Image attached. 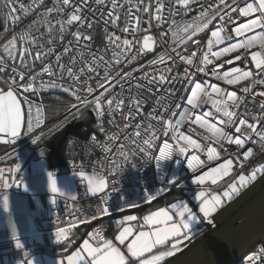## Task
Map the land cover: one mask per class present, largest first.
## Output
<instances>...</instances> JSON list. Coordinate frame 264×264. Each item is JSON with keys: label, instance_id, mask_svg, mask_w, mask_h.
<instances>
[{"label": "built area", "instance_id": "obj_1", "mask_svg": "<svg viewBox=\"0 0 264 264\" xmlns=\"http://www.w3.org/2000/svg\"><path fill=\"white\" fill-rule=\"evenodd\" d=\"M9 7L10 13L8 15V21L5 20L4 29L0 32V68L3 72H0V88L8 89V84L5 81H11L13 78L17 81V88L14 89V93L17 95L20 104L23 107V130L22 134L18 137L11 138L5 145L3 150H0V169H3V179H0V198L9 191L15 190L16 184L26 179L22 173L23 166L34 156L35 146L41 137H49L50 124L55 121L50 118L52 115L49 113L47 106L44 105L43 101L48 95H57L67 100V106L60 115L64 117L57 130L60 129L63 123L70 122L74 118L81 115L83 112L90 110L94 116V124L100 136L95 133H91L86 140H82L81 147L78 146L76 149L71 147L75 141L70 142V150L65 151V162L61 167L51 169L55 174L65 173L74 170L90 171L98 175H103L107 187L102 194L90 196L85 193L83 189H80L76 200L69 203L67 211L60 210L57 205L49 208L46 222L51 227H62L68 225L73 221L74 217L76 221H87L92 220L95 216V212L104 207H108L109 210H115L122 206L135 205L140 202L147 200L148 195L154 197H160L170 189H185L198 187L199 184H193L192 181L195 176L202 175L203 172L208 171L210 168L216 167L218 164L223 163L225 159L234 158L237 152H240V160H243V151L248 148H252L253 152L247 160H243V165L252 158L257 152L264 148V143L260 142L259 138L253 135L250 140L246 142L244 149H238L237 146L228 144L226 141L217 144L215 139L212 138L211 133L206 128H201L199 124H193L191 120L195 119L196 115L203 116L204 111H212L214 115L212 117H204L208 123H214L217 127H222L218 123V119L223 118L222 114L215 113V109L211 107V102L202 105L200 108L194 109L193 116L190 120L185 121L180 125V131L184 135L191 137L200 143L205 151L196 153L200 156L201 160L206 163L203 167L198 168L195 173L187 167V157L193 154V149H189L186 153L180 154L178 151H173L172 156L159 163L156 162L155 156L159 155V149L164 143H169L176 148V141L172 139V133L169 131L168 135L165 136L163 131H159L163 127L161 123L149 118V114L153 108L156 107L157 96L163 94V89L167 87H173L177 89L175 97L166 99L165 103H169L171 108H175V102L181 103V108L176 109V115L172 118L171 123H175L180 118V113L185 107L191 109L190 105L186 104L187 95L191 94V87H181L178 82L174 85H163L159 83L148 85L146 80L140 79L144 73H150L159 75L161 71L171 68L172 75H176L177 72L183 73L185 65L179 61L175 63L169 61L164 64L151 65L150 61L156 59L162 53H172V49L175 48L178 51L188 54L191 51L201 49L199 57H202L203 52L207 51L208 41L214 40L211 37V32L217 29L219 19L215 20L208 29H205L202 33H197L196 39L198 44H192L188 41L187 37L191 35V29L185 33L183 28L189 24H195L198 21L196 17L199 12L215 6L218 4V0H198L197 3L192 4L190 10L183 9L177 6L174 9L175 14L169 15L167 10L164 12L165 21L157 28L156 21H152L151 27H149V14L139 12L141 18L140 27L144 31L136 33L135 36L130 32H123L122 29L126 26L128 21V0H118L119 7L116 8L114 15H118L120 18L117 24L114 26L108 21V13L112 10L113 6L111 0H105L102 5H97L95 0H88L87 4H83L82 0H71L69 6H64L63 13L52 12L47 17L44 14L49 8H53L55 0H3ZM134 3H138L139 0H133ZM154 2V0H153ZM175 4V0H171ZM253 2V0H248ZM145 5L150 3V0H143ZM226 3L232 4V0H226ZM238 6H244V0H237ZM21 5L25 10H21ZM81 9V16L85 23L80 24L79 22H73L72 25L67 26V33L61 39L58 29L59 25L57 21H67L69 15L74 12V7ZM167 7V5H166ZM103 13V16L101 15ZM137 15L136 10H133L132 16ZM152 15H155V9H152ZM259 13L253 14L250 17H241L238 12L233 13L231 22L224 25L226 32H222L221 36H231L232 39L225 40L221 45L213 43V51H218L221 47H226L231 43H239L247 39L250 35L255 33H245L244 36L237 37L234 29L239 27L241 24L247 23L250 19H255ZM43 21V22H41ZM51 21L52 24H57L56 31L52 36L48 34L47 22ZM175 21L172 29L169 30V25ZM132 23H135L133 19ZM89 24L91 27H89ZM80 32L82 36L90 37L89 40H81L79 45L75 43L74 37L71 33ZM256 32L264 31V29H257ZM27 33L28 37L21 39L24 34ZM114 33L119 36L121 41L127 39H138L140 44L143 43V36L150 35L155 41L151 52L146 54H140L135 61L128 63L127 60L131 59V56L127 60L120 64H116L112 55L113 48L108 46L107 37L109 34ZM161 33L164 34L163 43H159ZM175 33V35H173ZM35 40L36 43H31ZM49 40H54V43L49 44ZM13 42L10 44L9 42ZM69 41H73L71 47L72 52L62 56L61 63L65 66H72L71 61L73 57L77 58V63L73 66L74 72H79L80 68L85 66L80 62V53H83V61H90L91 56L89 52L96 54L97 56L103 55L106 61L112 62L111 75L114 77L113 80L105 82L103 80L104 67L101 66L98 69V75L95 73H89L88 76L81 75L79 78V84L73 83L68 79L67 72L65 71L63 77L60 75V68L56 65L55 58L64 52V47L68 45ZM152 43V41H150ZM43 45V48L37 45ZM53 49V54L45 56L43 63L41 60L34 59L38 52L47 51L48 48ZM21 48H27L31 55L25 56L27 67H21L19 51ZM7 49V50H6ZM139 49V45H136L134 52L136 54ZM260 51L259 46H255L251 49H238L234 53H230L225 57H222L219 61L214 60L213 65L208 66L210 72L212 67L217 64H222L223 67L219 68L218 71L221 74L225 71H231L234 67H239L243 70H250L256 72L255 64L251 60V52ZM12 52L13 55H9ZM236 55H241L242 59L235 60ZM198 57V58H199ZM211 58V57H210ZM214 59V58H213ZM232 60L231 64L226 61ZM44 64H49L53 67L56 72L55 77H49L47 73H41V69ZM15 69L16 73L23 72L25 79L24 84L29 82V78L36 77L33 82V89L27 92L24 91L23 87L19 86L20 77L19 75L13 74ZM190 71H194L190 69ZM132 72V77L127 79H121L124 73ZM91 77L90 79L88 77ZM55 80L57 87H50L52 81ZM204 81L208 83L216 84L218 87L225 89L228 92H235L237 96L244 97L242 105L235 109L247 118L250 123H257L258 128L264 129V121H258L253 119L254 117L264 116V112L260 110V104L264 102V97L260 96V92H264V85H255L252 92L243 93L241 89L246 87L248 82L242 81L239 85H227L222 80H216L211 75H205L197 73L194 77L192 86L196 82L203 84ZM102 84L108 88L105 93V115L102 118H97L94 111V99L95 96L100 95L104 88H98L97 84ZM145 85L140 89H136L135 85ZM187 86V81H184ZM45 85V86H41ZM62 85V86H61ZM83 85L84 88L91 86L94 89L92 95H87L83 89H79V86ZM69 88V91L65 92L64 88ZM77 91V95L80 99H77V95H73V92ZM129 96H136L139 100L143 101L141 107L132 110L134 119L125 120L123 117L129 113ZM183 96L184 99L180 100ZM115 97L116 99L123 98L124 106L109 115L106 111V102L109 99ZM215 98V96H214ZM87 100V103H85ZM32 109V123L33 129L31 132H27L28 119H29V107ZM59 106H63V103L53 105L52 109L56 115L61 111ZM163 111L162 108H158L156 115H159ZM171 113L163 117L164 120L169 118ZM115 123H110V121ZM66 123V124H67ZM238 123V119H237ZM125 124L128 125L124 129ZM141 125L139 131L143 134L146 132L148 125L152 124L154 129H157L156 139L153 141V146L148 149V154L139 151V147L132 145V140L135 139L134 134L137 129L135 125ZM101 126L102 129L101 130ZM121 129H124L121 131ZM229 134L235 135L234 128H226ZM117 136L116 141L110 139L111 136ZM125 135L129 136V140H125ZM150 135V133H149ZM208 137V139H205ZM38 138V139H37ZM74 138V137H72ZM148 138V135H141V141ZM33 140H36L34 143ZM68 141V140H67ZM183 145V141H181ZM124 146L126 156H121L117 153V149ZM212 146L217 149L220 153L217 160H207V147ZM107 147L109 151L105 152L104 148ZM19 165L17 169L16 166ZM242 165V166H243ZM239 162H234L233 169L230 173L238 171L241 167ZM114 169V170H113ZM176 177V181L173 184H169L168 181ZM7 181L9 187L4 188L3 184ZM166 189L161 191L157 195L158 190ZM103 197H108L106 201ZM104 227L96 226L93 228V233L99 232L100 236L104 235ZM5 237V232L0 229V240ZM264 241L256 244L249 252L244 255L236 264H264ZM255 256L256 259L253 261L250 258Z\"/></svg>", "mask_w": 264, "mask_h": 264}, {"label": "snow or ice", "instance_id": "obj_2", "mask_svg": "<svg viewBox=\"0 0 264 264\" xmlns=\"http://www.w3.org/2000/svg\"><path fill=\"white\" fill-rule=\"evenodd\" d=\"M87 2L88 0H82L83 4H87ZM104 2L105 0H95L97 5H102ZM197 2L198 0H175V4H173L171 0H154V2L153 0H150V3L145 5L143 0H139L138 3H134L133 0H128V21L126 22V26L122 29V31H131L134 36L136 33L144 31L140 27L141 18L139 16V12L149 14V27H151L152 21L155 20L156 27L159 28L165 21V10H167L169 15H174V9L177 6L186 10H190L191 5ZM70 3L71 0H55L54 7L49 8L44 16L47 17L48 14L52 12H56L58 14L63 13L64 6H69ZM111 4L113 8L108 13V21H106V23L110 22L115 26L120 18L118 15H114L116 8L119 7L118 0H111ZM73 7L74 12L69 15L67 21H57V24L59 25L58 32L61 39H63L64 35L68 31L67 26L72 25L73 22H79L81 25L85 23L80 14L81 9L79 7ZM153 8L155 9V15H152ZM134 9L137 12L135 17L132 16ZM21 10H25L23 5H21ZM236 12H238L241 17H250L253 14L259 13L255 19H250L247 23L241 24L239 27L234 29L237 37L244 36L245 33L255 34L250 35L242 42L231 43L226 47H221L218 51H213V43L216 45H221L225 42V40L230 41L232 39L231 36L227 35L222 37L221 33L226 32L224 25L231 22L232 15ZM101 15L103 16V13ZM217 18L219 19L217 29L211 32V37L215 39L208 41L207 51L203 52L202 57H199V53L201 51L199 48H197L195 51H191L190 54H188L187 51L182 53L173 48L172 53H174V55L162 53L156 59L150 61L151 65L164 64L169 61L173 63L179 61L185 65L182 74L177 72L176 75H172V69L168 68L161 71L158 76L155 74L144 73L143 77L140 78L146 80L148 85L157 83H159L161 86L166 84L174 85L179 82L181 87L185 88V91L187 90V87H191V94L187 95L186 101V104L190 105L191 109L185 107L180 113V118L176 120L174 124L171 123V120L176 115L175 110L181 108V103L178 101L175 102V108L173 109L169 103H165V100L175 97L178 90L173 87L164 88L163 94L157 96L156 98V107H154L152 112L149 114V118L163 125L159 131H163L165 136H167L169 131H171L172 139L176 141L175 149H173V146L167 142L160 147L159 155L155 156L157 163L170 158L173 151H178L180 154H184L189 149H193V154L187 157L188 169H191L192 172L195 173L198 168L203 167L206 162L201 160L200 156L196 153L205 151L204 147L196 140L184 135V133L180 131V125L192 118L194 114L192 110L200 108L209 101L211 102V107L215 109V113L222 114L223 118L218 119V123L222 125V127H217L216 124L208 123V121L204 119V117H212L214 115L212 111H204L203 116L196 115L195 119L191 120V122L193 124H199L201 128H206L207 131L211 133L212 138L215 139L217 144H220L221 147H223L221 142L226 141L228 144L237 146L238 149H244L246 142L250 140L253 135L258 137L260 142L264 143V129L258 128L257 123H250L247 118L243 117L241 113L235 110L242 105L244 102V97L237 96L235 92H228L225 89L218 87L216 84L208 83L207 81H204L203 84L196 82L194 87L192 86L194 77L197 73L211 75L216 80L224 81L227 85H239L242 81H247V86L241 89V91L245 94L252 92L255 85H264V31H255L257 29H264V0H253V2L244 0L243 7L238 6L237 0H232V4L226 3V0H218L217 5L210 6L209 8L199 12V15L196 17V20L198 21L197 23L189 24L183 28L185 33L191 29V35L187 37L188 41L194 45L198 44V41L194 39V37H196L197 33H202L205 29H208L209 25L217 20ZM133 19L135 20L134 24L132 23ZM57 24H52L51 21L47 22L48 34L50 36H52L56 31ZM174 24L175 21L169 25V30L172 29ZM89 27H91L90 24ZM71 35L74 37L75 43L77 45H79L81 40L90 39V37L82 36L78 31L71 33ZM173 35H175V33H173ZM27 37L28 34L25 33L21 39ZM163 38L164 34L161 33L159 43H163ZM107 40L108 46L114 49L112 55L116 64H120L127 60L129 56H131V59L127 60L128 63L135 61L140 54L151 52L155 43V41H153V37L150 35L143 36L142 44H140V41L135 38L132 40L125 38L121 41L120 37L116 36L114 33L109 34ZM150 41H152V43H150ZM9 43L13 44L11 41ZM31 43L35 44L36 41L32 40ZM48 43H54V40H49ZM72 43L73 41H69L68 45L64 47V52L56 55L55 58L56 65L60 68L61 77H63L66 71L68 79L73 81L75 84H79V78L81 75L88 76L89 73H95L98 75V69L103 66V80L107 83L114 79V77L111 75L112 62L106 61L103 55L97 56L96 54L89 52L88 55L91 56L92 59L85 62L83 61V53H80V62L85 66L81 67L78 73L74 72L73 70V66L78 62L76 57L72 58V66H65L62 64V56L73 51L71 47ZM136 45H139V49L136 54H132ZM37 46L40 48L44 47L42 44ZM255 46H259L260 48V51L251 52V60L255 64V69L257 70L256 72L234 67L231 69V71H225L221 74L218 69L223 67L222 64H217L212 67L210 72L208 71V66L213 65L214 60L219 61L222 57H225L230 53H234L238 49L247 50ZM52 54L53 49L49 47L47 51L38 52L34 59L41 60L43 63L44 57ZM9 55L11 56L13 53L9 52ZM26 55H31V53L27 48H21L19 51L21 67H27L25 61ZM241 59V55L235 56V60L239 61ZM232 62V60L226 61V63L229 64ZM0 63H3V61L0 60ZM190 69L194 71H190ZM0 72H3L2 68H0ZM42 73H47L49 77L56 76V72L49 64H44L41 69V73H38L37 75L39 76ZM13 74L14 76L19 75V86L23 87L25 92L29 90H35L33 89V82L36 77L29 78V82L24 84L23 81L25 79V75L23 72L16 73L14 69ZM130 77H132V72H127L121 76V79L123 80ZM88 78L90 79L91 77L89 76ZM184 81H187V86H185ZM5 83L8 84L9 90L0 91V134L6 135L8 137H17L20 135L22 124L21 104L17 99V96L14 94V89L17 88V81L13 78L11 81H5ZM41 86L43 87L45 85ZM47 86L54 88L58 85L56 84L55 80H53L52 83ZM97 87L104 88V91H102L100 95L95 96L93 101L94 111L97 118H102L105 115L104 96L108 91V88L99 83L97 84ZM135 87L136 89H140L145 87V85L137 84ZM80 89L85 91L86 96L92 95L94 93V89L91 86H88L85 89L83 85H80L77 91ZM64 91H69V88L65 87ZM77 91H74L73 95H77ZM259 95L264 97V92H260ZM77 99H80L78 95ZM183 99L184 97L181 96L180 100ZM128 101L129 113L127 116L123 117L125 120L134 119L132 110L134 108L138 110L143 104V101L139 100L136 96H129ZM85 103H87V100H85ZM106 105L107 113L112 115L114 111L121 109L124 106V100L123 98L116 99L113 97L112 99L107 100ZM158 108H162L163 111H161L159 115H156L155 113ZM260 110L261 112H264V102L260 104ZM169 113H171L169 118L164 120L163 117ZM253 119L264 121V116L254 117ZM110 123H115V121H110ZM127 127L128 125L125 124L124 129ZM135 127L137 131L134 134L135 139L132 140V145L139 147L140 152L148 154L147 150L152 148L153 141L157 138L156 132L158 130L154 129L152 124H149L146 132L142 134L139 131L142 126L137 124ZM226 128H234L235 135L229 134ZM32 129V109L30 106L27 132H31ZM124 129H121V131ZM101 130H103L102 126ZM141 135H148V138L141 141ZM0 138H2V136H0ZM110 139L112 141H116L118 137L113 135L110 137ZM124 139L126 141L129 140V136L125 135ZM205 139H208V137H205ZM181 141H183V145L181 144ZM33 142L35 143L36 140H33ZM104 151L107 152L109 149L105 147ZM206 151L208 161L217 160L220 155L217 149L212 146H208ZM252 152V148H248L246 151H243V160H247ZM117 153L121 156H124L125 159L127 158L123 145L117 149ZM243 160H240V152H237L234 158L225 159L224 162L218 164L217 167L210 168L208 171L203 172L202 175L195 176L192 183L204 185L206 180H210L212 185H216L218 181L223 179V177H226L230 174L233 169L234 162H239L242 166ZM16 168L18 169L19 165H17ZM2 173L3 169H0V179H3ZM260 173H264V164H260L258 167L253 168L247 176L244 174L239 175L236 181L229 183L221 193L213 192L208 194L207 189L196 192L194 199L199 202V214L193 211L188 203H173L171 205V209L175 210V216L178 219H174L170 210L160 208L158 211L152 212L150 215H147L143 218V223L144 225L148 226L149 231H139L138 233H134L131 227H123L115 239L120 245H124L130 237L132 238L130 242L127 243V252L130 254V257L134 259H126L125 254L121 252V249L117 247L112 240L104 239L102 236H100L99 232H97L89 233V236L96 240V245L94 246L93 244L89 243L88 240H85L81 246V249H78L67 257V264H135L136 261H138V264H161V262L166 257H171L175 252L180 251V245H182L184 241L192 238V236L195 234L196 225L201 222V219L211 224L213 214L223 206L225 201H231L234 196L239 194L242 188L247 187L251 182L255 181L257 179V175ZM79 175L83 179L87 180L88 193L93 195L102 194L107 187V183L103 175H94L89 177L86 176L85 172L83 171L80 172ZM47 181L48 189L51 193L65 195V192L57 187L55 174L53 172L47 173ZM175 181L176 177H172L168 183L173 184ZM3 187H9L7 181L4 182ZM161 191H166V189L158 190L157 195H159ZM155 198L156 197L152 195L147 196V200L149 201ZM72 199L75 200L76 197L73 196ZM107 199L108 197H103L104 201ZM53 203H55V200H53ZM8 206V197L5 195L3 197V208L7 211ZM108 213V207H104L101 210V214ZM200 214H202V216ZM93 219H95V217H93ZM135 219L136 218L133 216L124 217V221H133ZM76 222L77 221L74 217L73 221L69 223L68 228L57 227L55 232L56 241L67 242L66 238L71 231L72 225ZM84 222L87 221H80V223ZM12 239L15 241L17 248H22L21 242L17 238L16 228L14 225L12 228ZM169 241H172L170 248H167L166 250H158L157 254H153L154 249H159L166 246ZM262 252H264V250H262ZM145 254H148L147 258H145ZM250 259L254 261L256 257L253 256ZM27 264H34V261L30 259L27 261Z\"/></svg>", "mask_w": 264, "mask_h": 264}, {"label": "crops", "instance_id": "obj_3", "mask_svg": "<svg viewBox=\"0 0 264 264\" xmlns=\"http://www.w3.org/2000/svg\"><path fill=\"white\" fill-rule=\"evenodd\" d=\"M8 90L9 89L0 88V91ZM21 111L22 124L20 135L22 134L24 123L22 105ZM0 136H2V138H0V150H3L9 140L14 137H8L3 134H0ZM260 163L264 164V160ZM251 169L252 168L248 166V169L243 168L237 172L230 173L228 176L218 181L216 185L205 182L204 185H199L194 188H173L151 201L145 200L135 206L130 205L118 208L121 209V211L115 209L109 210L108 214H101V209H99L95 212V219L87 220V222L84 223L77 221L72 225L71 231L66 238L67 242H57L55 239L57 227H51L46 222L49 208L57 205L60 210L67 211L69 203L74 201L72 197L74 196L77 198L80 189H83L85 193L90 196H93V194L87 192L88 183L87 180L80 177L79 173L82 172L80 170L59 174L53 172L55 174L57 187L64 191L65 195L51 193L48 189L47 173L52 171L49 167L47 157L42 154L36 155L35 153L22 168V173L25 175L26 179L21 181L22 183L18 182L15 190L7 192L0 198V229L5 232V237L0 240V264H27V261L30 259L34 261V264H67V257L78 249H81L85 240H88L89 243L94 246L96 245V240L90 237L89 233H93L94 227L98 225L102 226L100 223L103 221V224L110 225V231L107 235H105L104 231L102 237L107 240H112L113 243L121 249V252L125 254L126 259H134L131 258L130 254L127 252V243L130 242L132 238L130 237L124 245H120L115 239L123 227H131L134 233L149 231L148 226L143 223V218L150 215L152 212L158 211L160 208L170 210L174 219H178L175 216V210L171 209L173 203H188L193 211L199 214V202L194 199L196 192L207 189L208 194L213 192L221 193L236 175L241 172L249 173ZM83 172L89 177L98 175L90 171ZM248 187L249 186L242 188L239 194L244 192ZM263 188L264 181H261L260 184H256L255 191L244 199V201L236 200L239 194L234 196L231 201H225L223 206L213 214L211 224L201 219V222L196 225L195 234L192 238L184 241L183 244L180 245L181 250L175 252L171 257H166L161 264H164L172 258H176L181 253L192 248L199 240L203 239L208 233L229 220L244 205L260 194ZM5 195L8 197L9 204L7 211L3 208V197ZM53 200H55V203H53ZM200 215L202 216V214ZM125 216H133L136 219L133 221H124ZM109 218L111 221H105ZM13 225L16 228V235L21 242L22 248H17L15 241L12 239ZM62 227L68 228L69 224ZM171 243L172 241H169L166 246L154 249L153 254H157L158 250L170 248ZM147 255L148 254H145V258H147ZM135 264H138V261H136Z\"/></svg>", "mask_w": 264, "mask_h": 264}, {"label": "water", "instance_id": "obj_4", "mask_svg": "<svg viewBox=\"0 0 264 264\" xmlns=\"http://www.w3.org/2000/svg\"><path fill=\"white\" fill-rule=\"evenodd\" d=\"M5 17L0 11V32ZM91 133L100 136L90 110L74 118L45 140L51 169L65 162L68 137L86 140ZM264 241V188L229 220L208 233L192 248L164 264H236L256 244Z\"/></svg>", "mask_w": 264, "mask_h": 264}, {"label": "trees", "instance_id": "obj_5", "mask_svg": "<svg viewBox=\"0 0 264 264\" xmlns=\"http://www.w3.org/2000/svg\"><path fill=\"white\" fill-rule=\"evenodd\" d=\"M0 11L4 15L5 20L8 21V15L10 13V7L3 0H0ZM2 89H5V88H2ZM43 103H44L45 106H47V109L49 110V113L52 115V117L50 119L51 120L56 119L55 121H53L50 124V127H49L51 132H50V134H48V136H51L52 134H54L57 131L60 123L64 119V117H61L60 115L64 111V108L67 106V100L65 98L59 97L57 95H48V96L45 97V100L43 101ZM58 103H63V106H59L60 107L59 110H61V111L56 115V113L52 109V107H53V105H58ZM66 123H67V121L65 123H63L62 126H64ZM62 126H60V128ZM72 140L75 141V143L71 147L72 149H76L78 146L81 147V144H82V140L81 139H78L76 137H74V138L68 137V141L66 142V145H65V151L66 152H68V150H70V142ZM35 148H36V150H35L36 155L42 154L43 156L47 157V149H46V146H45V139L44 138H42L41 140H39L36 143ZM42 150H43V152H42ZM243 168L248 169V166H246V163L239 170H241ZM105 221H111V219L109 218V219H107ZM103 222L100 223V224H102V226H104L105 235H107L109 233V231H110V225L109 224L108 225L103 224Z\"/></svg>", "mask_w": 264, "mask_h": 264}, {"label": "rangeland", "instance_id": "obj_6", "mask_svg": "<svg viewBox=\"0 0 264 264\" xmlns=\"http://www.w3.org/2000/svg\"><path fill=\"white\" fill-rule=\"evenodd\" d=\"M40 150V149H39ZM38 150V151H39ZM43 152V150H42ZM262 160H264V148L262 150H260L259 152H257L252 158H250L247 162H246V166H250L252 169L253 168H256L258 167L260 164H263V163H260ZM252 169L250 170V172L252 171ZM249 172V173H250ZM249 173H245V172H241L240 174L236 175V177L230 181L229 183H232L233 181H236L237 177L241 174H244V175H248ZM261 181L263 182L264 181V173H260L257 175V179L253 182H251L248 186L247 189H245L244 192H241L238 196H237V201H244V199H246L252 192L255 191L256 189V184H260ZM251 186V187H250ZM139 204V203H138ZM136 205V204H135ZM134 205V206H135ZM132 206V207H134ZM123 209V208H122ZM117 211H121V209H118ZM6 260V259H5Z\"/></svg>", "mask_w": 264, "mask_h": 264}, {"label": "bare ground", "instance_id": "obj_7", "mask_svg": "<svg viewBox=\"0 0 264 264\" xmlns=\"http://www.w3.org/2000/svg\"><path fill=\"white\" fill-rule=\"evenodd\" d=\"M94 117V116H93ZM42 138H44L45 140L48 138V137H41L39 140H41ZM218 166V165H217ZM216 166V167H217ZM205 182H207V183H211V181L210 180H206Z\"/></svg>", "mask_w": 264, "mask_h": 264}]
</instances>
